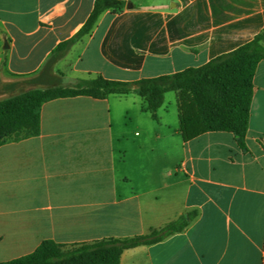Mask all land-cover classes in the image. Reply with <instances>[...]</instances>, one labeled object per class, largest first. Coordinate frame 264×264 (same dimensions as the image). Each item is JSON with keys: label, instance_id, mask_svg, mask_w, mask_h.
<instances>
[{"label": "crops", "instance_id": "1", "mask_svg": "<svg viewBox=\"0 0 264 264\" xmlns=\"http://www.w3.org/2000/svg\"><path fill=\"white\" fill-rule=\"evenodd\" d=\"M95 1L0 0V101L46 88L47 65ZM125 1L60 53L66 83L175 74L264 31V0ZM253 83L248 152L229 132L184 141L176 92L157 120L134 93L46 102L38 136L0 146V262L44 240L132 237L195 211L185 231L120 264H264V60Z\"/></svg>", "mask_w": 264, "mask_h": 264}, {"label": "trees", "instance_id": "2", "mask_svg": "<svg viewBox=\"0 0 264 264\" xmlns=\"http://www.w3.org/2000/svg\"><path fill=\"white\" fill-rule=\"evenodd\" d=\"M127 6L125 0H96L85 25L70 41L62 43L57 53L90 35L101 15L118 12ZM264 60V31L247 44L221 55L199 67L175 74L127 82L97 75L78 80L74 86L36 88L0 101V146L41 133V111L46 102L58 98L89 96L105 99L112 94H137L145 100V110L155 120L169 92L178 95L180 133L184 141L206 132L232 133L238 146L248 152L246 135L255 92L253 83L258 64ZM192 211L153 228L146 234L125 238H104L92 242L60 244L44 240L27 255L0 264H120L126 250L153 245L185 231L196 218Z\"/></svg>", "mask_w": 264, "mask_h": 264}, {"label": "rangeland", "instance_id": "3", "mask_svg": "<svg viewBox=\"0 0 264 264\" xmlns=\"http://www.w3.org/2000/svg\"><path fill=\"white\" fill-rule=\"evenodd\" d=\"M59 56L60 53L55 55L47 65L46 73L48 76H45L44 77L45 79H43L41 83V85L45 86L46 88L54 87V86H74L76 84V83H66L67 80L63 77V74L61 72L55 71L53 64Z\"/></svg>", "mask_w": 264, "mask_h": 264}, {"label": "water", "instance_id": "4", "mask_svg": "<svg viewBox=\"0 0 264 264\" xmlns=\"http://www.w3.org/2000/svg\"><path fill=\"white\" fill-rule=\"evenodd\" d=\"M131 6V4H129V7Z\"/></svg>", "mask_w": 264, "mask_h": 264}]
</instances>
